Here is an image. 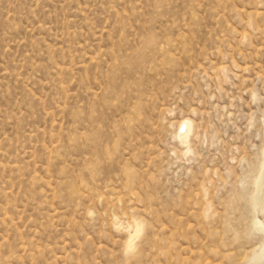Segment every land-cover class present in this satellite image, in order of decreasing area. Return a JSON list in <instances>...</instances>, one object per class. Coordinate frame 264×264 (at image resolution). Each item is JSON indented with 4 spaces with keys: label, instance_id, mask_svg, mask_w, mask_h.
Here are the masks:
<instances>
[{
    "label": "rangeland",
    "instance_id": "374dc122",
    "mask_svg": "<svg viewBox=\"0 0 264 264\" xmlns=\"http://www.w3.org/2000/svg\"><path fill=\"white\" fill-rule=\"evenodd\" d=\"M263 151L264 0H0V264H264Z\"/></svg>",
    "mask_w": 264,
    "mask_h": 264
},
{
    "label": "bare ground",
    "instance_id": "6f19581e",
    "mask_svg": "<svg viewBox=\"0 0 264 264\" xmlns=\"http://www.w3.org/2000/svg\"><path fill=\"white\" fill-rule=\"evenodd\" d=\"M187 120H182V122L180 123V125L183 123L184 126L186 124ZM264 152V151H263ZM264 155V154H263ZM262 164H261V168H260V172H259V175L257 177V180H256V183H255V190L254 192L256 193V195L259 196V194H262L263 195V191H264V157H263V160H262ZM263 192V193H262ZM261 196V195H260ZM260 203V202H259ZM257 204V203H256ZM264 205V196H262V203ZM258 205V204H257ZM256 205V206H257ZM257 221L255 222V227L256 225H258L262 230L264 229V223L261 222L260 220H258V218H256ZM259 228V229H260ZM260 229V230H261ZM264 249V248H263ZM262 260V259H261Z\"/></svg>",
    "mask_w": 264,
    "mask_h": 264
}]
</instances>
